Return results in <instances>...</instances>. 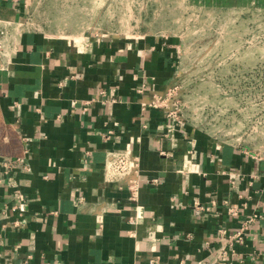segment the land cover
<instances>
[{
	"label": "crops",
	"instance_id": "0c3cea01",
	"mask_svg": "<svg viewBox=\"0 0 264 264\" xmlns=\"http://www.w3.org/2000/svg\"><path fill=\"white\" fill-rule=\"evenodd\" d=\"M29 7L0 0V264H264V159L186 120L183 90L149 105L182 75L181 47L56 31ZM124 149L138 219L127 181L105 175ZM252 217L233 254L219 230Z\"/></svg>",
	"mask_w": 264,
	"mask_h": 264
},
{
	"label": "rangeland",
	"instance_id": "374dc122",
	"mask_svg": "<svg viewBox=\"0 0 264 264\" xmlns=\"http://www.w3.org/2000/svg\"><path fill=\"white\" fill-rule=\"evenodd\" d=\"M28 16L91 39L178 44L183 117L264 152V0H30Z\"/></svg>",
	"mask_w": 264,
	"mask_h": 264
},
{
	"label": "built area",
	"instance_id": "2783aa9c",
	"mask_svg": "<svg viewBox=\"0 0 264 264\" xmlns=\"http://www.w3.org/2000/svg\"><path fill=\"white\" fill-rule=\"evenodd\" d=\"M22 25V24H21ZM8 34V27L7 25L0 27V35H6ZM0 49L3 51V54H6L4 45L2 42H0ZM174 88H177L176 86ZM174 88L171 89V91L162 97L155 98L149 105L153 106H159L169 100L170 96H174ZM139 91H142L140 89ZM101 94L106 95L107 91L102 90ZM147 103H143V106H147ZM170 116H174L177 119L180 118V114L177 110L172 109L169 111ZM249 153L248 151H246ZM251 157L253 158H260L264 159V152L262 153H256L252 154L249 153ZM140 171V161L139 158L134 155L130 149H124V150H114L110 151L107 156L106 164H105V175L108 180H126L128 184V190H129V199L132 203L135 205L136 210V217L135 219H138L140 217H143V211L144 208L142 205L139 204V195H140V183L138 180V173ZM134 176V177H133ZM224 203L229 204V201L227 199L224 200ZM212 204L216 205L217 200L213 199ZM201 208L207 210L210 209V206L201 205ZM229 210L233 214H237L239 212L238 208L234 206H230ZM253 220V217L249 219L247 222H245L240 229L236 230L235 232H228L226 229L222 228L219 230L220 235L225 236L227 238L226 244L227 247L233 248V254L237 253V249H235L236 244L243 243L245 241V234L247 230L249 229L250 221ZM229 249L224 250V254L228 253ZM195 264H241V261L237 260L233 257L232 259H224L220 258L214 261L209 260H199Z\"/></svg>",
	"mask_w": 264,
	"mask_h": 264
}]
</instances>
